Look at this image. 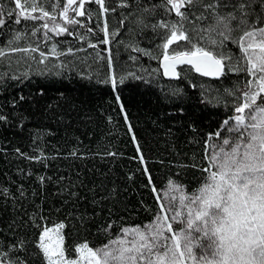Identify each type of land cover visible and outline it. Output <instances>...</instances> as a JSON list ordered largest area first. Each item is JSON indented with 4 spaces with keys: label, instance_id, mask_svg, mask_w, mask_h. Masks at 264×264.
<instances>
[{
    "label": "trees",
    "instance_id": "16d2710c",
    "mask_svg": "<svg viewBox=\"0 0 264 264\" xmlns=\"http://www.w3.org/2000/svg\"><path fill=\"white\" fill-rule=\"evenodd\" d=\"M161 3L105 0L115 11L103 15L99 5L86 3L91 18L67 25L71 35H54L60 43L77 41L82 32L102 39L97 28L107 20L110 42L102 46L111 65L105 58L98 66L83 53L84 61L60 73L22 74L0 66L2 262L42 264L38 235L42 226L58 223L65 225L66 257L74 258L75 246L83 242L98 247L125 226L151 222L159 211L158 192L169 180L181 182L188 193L201 183L208 136L234 115L240 101L229 92L238 96L248 77L229 73L209 79L182 65L176 79H166L160 68L165 30L153 26L175 17ZM252 3L254 18L264 9L259 0ZM0 17L5 20L0 46L14 27L31 21L16 24L1 5ZM193 21L186 22L189 30L200 24ZM184 43L170 51L183 50ZM223 50L236 47L229 43ZM110 74L124 82L113 89Z\"/></svg>",
    "mask_w": 264,
    "mask_h": 264
},
{
    "label": "snow or ice",
    "instance_id": "6c2138e0",
    "mask_svg": "<svg viewBox=\"0 0 264 264\" xmlns=\"http://www.w3.org/2000/svg\"><path fill=\"white\" fill-rule=\"evenodd\" d=\"M13 3L18 11L8 15L15 18L16 24L22 20H50L51 27L48 23L41 27L56 35L65 32L71 35L67 25L81 23L75 17L91 18L86 3L99 5L102 13L115 11L105 7V0H66L59 12L62 26L57 15L46 10L40 0H13ZM58 6L57 2L52 7L55 10ZM159 6L175 17L171 22L160 21L153 26L165 30L161 45L164 75H177L176 65L190 66L189 70L194 69L204 77L243 73L248 78L236 90L239 95L229 92L240 102L234 115L209 134L211 143L205 144L206 164L199 168L201 183L195 191L188 194L180 187L181 182L169 180V188L180 195L178 199L169 196L166 203H159L152 222L124 227L116 238L95 249L89 242H83L75 246L77 258L66 257L63 223L54 228L42 226L36 241L42 264H264V12L253 18L249 11L252 0L225 3L162 0ZM258 7L264 9V0H259ZM222 8L232 10L221 12ZM37 11L40 15H33ZM193 17L200 24L189 30L186 22L194 24ZM4 24L5 20L0 19V26ZM102 31L105 39L101 43L108 44L107 20ZM178 41L185 42L183 50L170 51V46ZM229 43L235 45V52L223 50ZM12 51L27 53L29 49ZM3 55L0 50V56ZM40 56L45 57V53ZM108 82L115 89L124 78L118 81L110 76ZM152 190L157 192L155 187ZM156 200L160 201L159 195ZM23 245L21 240L19 247Z\"/></svg>",
    "mask_w": 264,
    "mask_h": 264
},
{
    "label": "rangeland",
    "instance_id": "374dc122",
    "mask_svg": "<svg viewBox=\"0 0 264 264\" xmlns=\"http://www.w3.org/2000/svg\"><path fill=\"white\" fill-rule=\"evenodd\" d=\"M40 2L46 10H48L49 12H54V14L57 15V22L64 26L63 20L59 17V12L62 10L63 5L66 4V0H64L62 6L60 5V0H40ZM57 2L59 3V6L54 10L52 7L53 3ZM0 5L3 7V10L6 14L13 11H18L15 10L13 0H0ZM28 11H30V9H28ZM103 14L104 13H102V15ZM33 15L39 16L40 12L37 11V13H34ZM69 15L74 16V13L70 12ZM75 18L83 23V19L81 17ZM43 23H48L50 27L52 26V21L50 20H31L28 24H26V26H23V28L14 27L16 30H13L12 35L10 36L11 38H9L5 44L0 46V50L4 52V55L0 56V66L13 67L15 68L14 71L20 72L22 74H28L32 72L60 73L68 68V66L70 65L69 63L77 61L79 62L81 59L82 61H84L82 55L83 53L85 54V60L90 59L94 64H97L98 66L99 63H101L100 61L104 60L105 58L109 60V55L108 53L106 54L108 50L104 49V47L102 46L105 45V47H108L109 43H101V41L105 39V34L102 31L103 25L98 26L97 28V33L103 35L102 39H95L90 33L82 32L78 33L75 36L77 38V41H73L72 43H60L58 42V39L55 38L54 32H49L41 27ZM36 29L39 30L36 31ZM34 32L35 34H33ZM17 37H19V39H17ZM108 39L110 41V34L108 36ZM90 43L97 46L95 48L89 47L88 45ZM13 48H27L29 49V51L27 53L19 51L13 52ZM33 48H35L36 51H32ZM53 49H55V52H53ZM69 49H71V51H69ZM103 51L106 52L104 53ZM41 52L45 53V57L42 58L40 56ZM41 59H43V63L40 62ZM110 76L113 75L110 74ZM180 187L184 188L181 185ZM158 195L160 196L159 203H166L169 196H175L178 199L180 192L170 189L167 183L166 186L158 192ZM178 210L180 209L178 208ZM56 225L57 224L49 226V228H54ZM175 227H179V225H175ZM118 234L114 238H116ZM95 248L97 247H94V249ZM77 256L78 254H76V257L74 258H77ZM0 264L6 263L0 260Z\"/></svg>",
    "mask_w": 264,
    "mask_h": 264
},
{
    "label": "water",
    "instance_id": "95a60500",
    "mask_svg": "<svg viewBox=\"0 0 264 264\" xmlns=\"http://www.w3.org/2000/svg\"><path fill=\"white\" fill-rule=\"evenodd\" d=\"M179 66H182V65H176V66H175V72H176V74H177V68H178ZM189 67H190V66H189ZM160 68H161V70H162L163 76H164L166 79H176V78H177V75H172L171 73H170L169 75H164V67H163V63H162V58H161V60H160ZM192 70L194 71L195 74H197V75H199V76H202V75H200L199 73H196L194 69H192ZM202 77H204V76H202ZM205 78H209V79H211V78H214V77H205Z\"/></svg>",
    "mask_w": 264,
    "mask_h": 264
}]
</instances>
